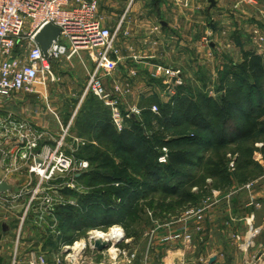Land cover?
Instances as JSON below:
<instances>
[{
  "label": "built area",
  "instance_id": "1",
  "mask_svg": "<svg viewBox=\"0 0 264 264\" xmlns=\"http://www.w3.org/2000/svg\"><path fill=\"white\" fill-rule=\"evenodd\" d=\"M237 1L238 4L257 5L256 0ZM122 24L123 20H120L115 28L107 27L98 13V0H0V108L2 100H11L20 93L40 95L39 89H45L47 83L59 81L54 75L53 63H58L63 58L69 60L80 57L83 53L88 55L93 64L83 97L93 95L102 102L109 109L112 124L121 131L127 120L139 117L142 112L129 104L121 109L120 97L124 98L123 93L129 95L128 90L122 92L115 83L112 84L111 90L104 86V79H112L121 60L117 43ZM46 25L57 27L60 32L44 54L35 38ZM257 41L263 43L264 36H258ZM22 45L27 46V52L20 57L15 56L14 50ZM152 76L163 80L161 101H169L176 94V88L184 85L179 68L157 66ZM42 98L47 100L45 96ZM151 111L157 114L158 107L152 106ZM69 127L70 123L61 128V135L53 140V145L41 144L49 138L44 131L26 120L17 118L11 112L6 115L0 112V182L14 180L24 171L36 178L35 186L28 191L27 208L41 200L46 208L54 213L58 206L76 205L63 191L83 193L78 178L88 168V163L75 158L73 153L66 152L65 142L69 137ZM77 141L73 139V142ZM159 161L165 162V156H161ZM22 195L23 192H0V204L11 206ZM205 209L191 207L186 210L178 221V229L160 236L159 240L163 243L189 242L194 232L201 231ZM189 221L192 222L191 227L188 225ZM246 221L247 231L239 245L243 253L253 247L260 232L253 224L252 215L247 217ZM155 223L157 226L149 234L151 238L156 237L161 227ZM123 239L119 233L107 241L110 247L106 251L98 252L93 246L91 251L107 255V264H121V259L129 264L134 255H128L124 249L119 248V244L125 241ZM74 247L63 245L62 249L64 252L68 249L72 251ZM79 253L81 252L74 255L69 253L65 259L67 264H75L74 258ZM15 259L14 254L13 264ZM54 261L55 264L61 262L58 258ZM252 261L254 264H264V252L259 253ZM28 264H46V260L44 257H32Z\"/></svg>",
  "mask_w": 264,
  "mask_h": 264
},
{
  "label": "trees",
  "instance_id": "2",
  "mask_svg": "<svg viewBox=\"0 0 264 264\" xmlns=\"http://www.w3.org/2000/svg\"><path fill=\"white\" fill-rule=\"evenodd\" d=\"M242 55V62H230L220 67L216 99L209 95L206 83L201 87L184 84L176 88V94L166 103L156 96L146 100L149 108L141 112L140 118L127 120L121 131L112 124L109 109L102 102L93 95L85 97L73 127L76 134H91V138L98 142L106 139L115 149H106L103 154L96 149L91 157L75 155L77 159L90 163L89 169L79 176L80 180L87 178L85 186L95 187L83 193L63 191L76 199L77 206L55 208L59 221L57 230L61 232L56 243L72 244L78 232L90 228L120 225L127 229L129 217L143 210L148 197L156 193L173 196L187 186L189 189L197 187L198 183H190L193 178L182 169L194 166L197 159L200 162L214 145L250 142V149H240L239 157L246 160V165L255 166L262 172L252 155L257 151L253 144L259 141V137H264V62L252 51ZM200 79L203 80L204 76ZM152 104L158 107L157 114L151 111ZM182 122L198 126L211 135L214 126H220V138L215 141L206 136L201 140L194 134L167 137L163 133L165 127H179ZM155 124L162 125L163 129L154 130ZM91 148L94 144L90 143L81 150ZM112 150L132 154L141 165L140 172L128 175L130 171L124 166L119 171L120 161L115 163ZM161 156H165V162L159 161ZM96 161L103 163L94 168L92 162ZM105 163L110 165L111 171L97 170ZM226 169V163H222L220 169L208 171V176L219 175L227 180ZM186 177L189 182L182 179Z\"/></svg>",
  "mask_w": 264,
  "mask_h": 264
},
{
  "label": "crops",
  "instance_id": "3",
  "mask_svg": "<svg viewBox=\"0 0 264 264\" xmlns=\"http://www.w3.org/2000/svg\"><path fill=\"white\" fill-rule=\"evenodd\" d=\"M212 1L213 4L210 3V0H143L144 8L139 12L136 8H131L132 4H130L125 11H115L107 19L103 18L104 24L110 29L115 28L117 23L123 20L122 32L117 43L121 60L112 76L113 80H110V90L112 84L116 83L123 90L126 91L127 89L130 96L139 93L143 97L151 95V97L156 96L159 98V88L157 87L159 83L152 76L155 68L157 66L168 67V54L174 62L182 59L183 64L188 63L189 69L191 66L194 68L197 56L204 55L208 58L211 49H216V41H211V39L216 37L218 31L222 38V56L217 59L219 60L217 63L220 64L221 68L224 64L230 62L234 64L242 62V54L246 51L254 52L264 62V42L257 41L258 36H264V24L262 22L264 0H256V6H249L250 10L253 11L252 17H248L250 20L245 17V10L235 6L237 0ZM216 12L219 13V19L216 18L218 21L213 17ZM246 25L248 26L246 27ZM210 37L211 39H209ZM209 40L211 43H209ZM223 47L236 50V55H233L231 51L225 52ZM83 56L84 54L74 58L83 63ZM89 62H91L90 58ZM58 65L57 62L53 63V72ZM175 66L169 67L176 68ZM54 75L59 78V81L62 80L56 72H54ZM59 81L47 83L45 89H39L40 95L20 93L12 97L11 100H2L1 114L6 115V113L11 112L14 116L26 120L32 126L51 132L52 134H48V140L46 139L41 144L53 145V140L60 135L61 128L70 123V131L75 126L76 112L85 99L81 97L85 85L79 86L78 89L76 87L78 92L76 90V94H73L72 97L78 94L80 101L74 113H72L74 109L69 111L67 101L70 98L67 93L58 92L54 88ZM124 82H129L132 87H129L127 83L125 84L128 86L124 85ZM134 82L136 85L139 83L138 90L134 86ZM43 96L47 97V100H44ZM58 97L61 98L62 102L59 109L50 105L53 98L56 102ZM69 141L68 138L67 142ZM257 144H253L257 151L253 153L252 160L262 167L261 176L259 177L262 180L264 179V161ZM65 150L71 153L68 148H65ZM16 177L26 178L27 184L21 185V180L6 181L10 186L9 193L23 192V195L11 206L0 204V264H13L14 254L16 255L14 264H28L32 257L41 256L45 258L47 264L48 257L57 254L60 250V252L63 251V244L55 242L61 235L58 234L60 231L57 230L59 221L55 216V212L51 213L41 200L32 203L27 208L28 191L35 186L36 178L29 176L25 171ZM230 181L232 183L231 178ZM244 191L241 187L237 188V191L231 193L233 197L238 195L237 200L235 202L233 200L234 203L232 201L226 202L224 205L228 204L230 208L236 207L239 209L241 212L240 217L246 212L251 213L250 215H253L255 220L261 221L259 224L262 225L263 229L264 186L252 191L253 193L250 196L253 204L252 200L246 199V197L241 201L240 194H246V191ZM226 198L225 196L218 199L217 197H211L209 201L207 200L209 211H213L217 205L221 206ZM254 204H257V206H254ZM229 212L224 216V219L227 217L230 220L233 219ZM260 213L262 214L260 215ZM257 216L259 217L257 218ZM257 220L256 223L258 224ZM202 224L203 222L201 226ZM167 231H171L170 226L158 230L156 240L160 239V235ZM172 249L166 251L167 256H176L180 252ZM92 253L95 254V252ZM158 253V250L155 249L152 255L156 256ZM175 262L174 260L171 264H175ZM214 262L210 264H214Z\"/></svg>",
  "mask_w": 264,
  "mask_h": 264
},
{
  "label": "rangeland",
  "instance_id": "4",
  "mask_svg": "<svg viewBox=\"0 0 264 264\" xmlns=\"http://www.w3.org/2000/svg\"><path fill=\"white\" fill-rule=\"evenodd\" d=\"M231 1V0H230ZM220 3V1H218ZM132 4L131 8H136V10L141 11L144 8L143 0H98V13L99 15L107 19L114 13L115 11H125L126 8H128ZM239 9H243L246 12L245 17L247 20H250L248 17H252L253 11L250 10V5H247L245 3H241L235 5ZM248 8V9H247ZM218 11V10H217ZM215 19H219V13H214L213 16ZM217 20V19H216ZM218 21V20H217ZM262 22L264 24V13L262 15ZM248 24V22H247ZM249 25V24H248ZM246 25V27L248 26ZM216 37L209 39L216 41V49L207 52H210V57H205L204 55L197 56L196 65L194 68L189 69L188 63L183 64V60L180 59L178 62H174L173 58L170 57L168 54L167 61L169 64L166 68H172L181 69L182 77H183V84H193V87H201L203 83L207 84V87L209 90V95L216 99L218 96L217 92L215 91V87L217 85V78H218V71L220 70V64L217 63L222 56V46H221V35L220 32H217ZM199 41V39H198ZM209 40V43H211ZM225 46V45H224ZM225 52L231 51L232 54L236 55V50L234 49H228L227 47H223ZM215 51V53H213ZM27 52V46H17V48L14 50L15 56H22L25 55ZM172 53V52H171ZM201 53V52H200ZM202 54V53H201ZM83 55V53L81 54ZM83 63L78 61L76 58H71L69 60L63 58L59 63L58 67H56V72L60 78H62L61 81H59L57 86L54 87L55 90L58 92H65L67 93V96L70 98L67 101V105L69 107V111L73 112L77 108V105L80 101V96L78 97V94L76 96H73V94H76V90L79 86H86L87 80H88V74L92 72L93 64L89 62V58L87 54H84ZM176 65V66H175ZM169 66H175L169 67ZM200 76H204V79L201 80ZM59 79V78H58ZM156 81H158V88H159V99H163V96L161 95L162 92V84L163 80H161L159 77L154 78ZM113 79H111L112 81ZM205 80V81H204ZM119 83V82H118ZM127 83L129 87H132V85L129 82H124V85ZM110 80L108 78L104 79V86L106 89H110ZM116 84V83H115ZM136 89L138 90L139 83L136 85V83H133ZM119 89L124 92L119 84H116ZM127 85V86H128ZM219 85V83H218ZM77 87V89H76ZM51 88V87H50ZM49 88V89H50ZM81 88V87H80ZM126 89V88H125ZM127 90V89H126ZM84 91V89H83ZM163 91V90H162ZM57 92V93H58ZM78 92V90H77ZM124 94V98L120 97L122 106L121 109L126 108L127 104L131 106H135L139 108L141 111H144L145 109L149 108L148 104H145V101H149L152 99L151 95L147 97L141 96L139 93H135L134 95H128ZM60 95V93H59ZM87 96V95H86ZM83 97V92L81 97ZM161 96V97H160ZM73 98V99H71ZM158 98V97H157ZM58 100L54 102V98L52 100V103L50 104L52 107H57L59 109V106L61 105V98L58 97ZM164 103L168 102L163 101ZM152 106H155L152 104ZM151 106V107H152ZM105 107V106H104ZM80 108V107H79ZM76 112L75 117L79 115V109ZM107 108V107H106ZM108 109V108H107ZM151 109V108H150ZM57 111V110H56ZM59 111V110H58ZM57 111V112H58ZM140 118V116H139ZM220 119V115H219ZM235 119V118H234ZM181 126H169L168 128L165 127L162 128V125L155 124L154 130H165L163 133L167 137L170 136H177V135H196L197 139L204 140L203 138H211L215 141L219 140L220 138V131L221 127L215 125L212 135L203 129L198 128V126H189L186 124V122H182ZM235 124H238L235 122ZM232 125L230 123L229 127ZM74 126V125H73ZM59 129V128H58ZM230 129V128H229ZM42 130V129H41ZM44 131L45 134H52L51 132ZM230 132V131H229ZM69 134V142L66 140V146L65 148H68L71 153L74 155L80 154L83 157L92 156L93 153L98 149L100 154H103L106 149H115L110 141H107L106 139H103L101 142H98L96 140H93L91 138V134H85L84 136H78L76 134V131L74 128H71L68 132ZM61 135V132H60ZM57 136L58 137H60ZM67 138V139H68ZM78 140L77 143L73 142V139ZM74 143V144H73ZM94 144V148H91L90 150H81L83 146L86 144ZM259 145V151L260 155L264 161V137H259V141L256 142ZM101 144V145H100ZM100 147V148H99ZM251 144L250 142H243V143H236L234 145L225 146V144H218L214 145L212 148L207 150V152L202 156V160L199 162L197 159L195 161L194 166H186L183 171L186 173H189L191 177L193 178L190 183H198L197 187H193L192 189H189L187 186L185 190H182L177 195L169 196L162 193H156L150 197H148L145 206L143 207V210L141 212H137V214L131 215L127 221V229L120 225H113L107 228H90L83 232H78L75 236V241L72 244H69V247H74L75 249L66 250L65 252L58 251L57 254H54L51 257H48L47 264H55L54 259L57 258L60 259V264H67L65 261L67 255L70 253L71 255H74L77 252H81L78 254L77 257H75V264H107L109 263V257L102 254H93L91 251V237L94 235L92 232L100 231L103 233H108L110 229H115V227L120 229V233L123 236V240L121 244H119V248L124 249L128 255H134V258L131 260L129 264H171L174 260L176 261L175 264H210V259H214V264H254L253 258L257 256L259 253L264 252V227L262 229V225L260 226L256 223V220L253 217V224L256 228L260 229V232L258 236L256 237L254 241L253 247L246 252L243 253L239 245L241 243V240L243 241V238L245 236V233L247 231V221L246 218L251 216L249 212H246L245 214L241 215L240 217V210L236 207L230 208L228 206L224 205L226 202L232 201L234 203L237 199V196L234 198L231 196V193L233 191H237V188H242L246 191V194L241 193L240 199L241 201L244 200L246 197L251 199V193H253V190H257L259 187L264 186V179H260L261 172H259L258 168L251 165H246V160L242 157H239V150L240 149H250ZM113 159L115 160V163L119 160L121 169L119 171L123 170L122 167L124 166L127 168L130 172H127L129 175L130 173H136L138 174L141 170L140 164L138 163L137 159L133 158L132 154L125 152H119L114 151ZM110 152V151H109ZM95 154V153H94ZM76 157V156H75ZM88 163V168L84 171L86 172L89 169L90 163L87 160H84ZM103 162H92V166L94 168H97L98 164L102 165ZM108 163V162H107ZM105 163V166H102L100 170L101 172H109L111 171L110 165ZM222 163H226L227 169V180L224 177H221L219 175L215 176H208V171H212L215 169H220ZM91 166V167H92ZM264 166V163H263ZM83 172V173H84ZM23 173V172H22ZM230 178L232 180V183L230 181ZM264 178V177H263ZM186 182H189V177L182 178ZM259 179V180H258ZM20 181V184H27L26 178H15L14 181ZM255 180H257L255 182ZM261 180V181H260ZM80 190L82 192H86L88 188L92 190L94 187L90 186L86 187L87 185V178L83 179V181L78 178ZM32 185V184H31ZM89 190V191H90ZM187 190V191H186ZM244 191V192H245ZM80 192V191H79ZM214 193H217L215 196ZM227 197L224 203L222 205H217L214 207L213 211H209L208 209V201L211 197ZM231 196V197H230ZM72 202L76 203V199L69 196L67 197ZM208 200V201H207ZM234 200V202H233ZM253 204V200H252ZM224 205V206H223ZM254 206H257V204H254ZM191 207H197V208H206L203 213V224L201 226L200 232H194L192 234V239L185 243V242H172V243H163L159 239L156 240V237H149L150 232L157 226L155 222H157L159 225H161V228H164L165 224L170 225L171 231H175L179 227V219L183 216L184 212L188 210ZM218 207V208H217ZM232 210V212H231ZM231 214V217L233 218L230 220L228 217L224 219V216L226 214ZM238 212V213H237ZM211 213V214H209ZM262 213H260L261 215ZM259 215V216H260ZM253 216V215H252ZM257 216V218L259 217ZM241 218V220H240ZM240 220V221H238ZM171 223V224H170ZM188 225L191 227L192 222L189 221ZM158 229V230H160ZM193 230V228H192ZM169 231L165 232L163 235L167 234ZM198 233V235H196ZM160 235V236H163ZM133 236V237H132ZM157 236V235H156ZM156 240V241H155ZM126 242V243H125ZM77 243V245H75ZM107 249H109L110 245L109 243ZM86 246V248H81L82 246ZM81 248V249H80ZM180 251L177 253V255H171L167 256L166 251H169L168 249ZM107 249L103 250L106 251ZM156 250H158V254L156 256L152 255V253ZM74 250V251H73ZM82 250V251H81ZM182 252V253H181ZM56 253V252H55ZM42 257V256H41ZM121 264H126L124 259H121ZM69 264V263H68Z\"/></svg>",
  "mask_w": 264,
  "mask_h": 264
},
{
  "label": "water",
  "instance_id": "5",
  "mask_svg": "<svg viewBox=\"0 0 264 264\" xmlns=\"http://www.w3.org/2000/svg\"><path fill=\"white\" fill-rule=\"evenodd\" d=\"M210 3L213 4V1L210 0ZM59 28L54 27L52 25H46L41 32L36 36L35 42L39 45L41 51L45 54L49 47L51 46L52 42L55 41L59 35ZM10 191V186L5 182H0V192L4 193ZM91 245L93 248L101 252L105 249H107L108 244L107 242H100V241H91ZM214 259L212 258L210 260V263H213Z\"/></svg>",
  "mask_w": 264,
  "mask_h": 264
},
{
  "label": "bare ground",
  "instance_id": "6",
  "mask_svg": "<svg viewBox=\"0 0 264 264\" xmlns=\"http://www.w3.org/2000/svg\"><path fill=\"white\" fill-rule=\"evenodd\" d=\"M119 233H120L119 228L112 229V231H109L106 234L103 232H100V231H96V232H94V236H93L92 240L106 243L107 241L114 238V236H116ZM76 247H78V245Z\"/></svg>",
  "mask_w": 264,
  "mask_h": 264
}]
</instances>
